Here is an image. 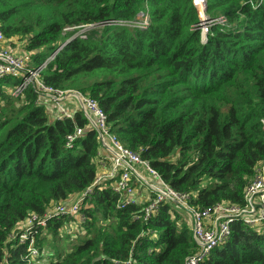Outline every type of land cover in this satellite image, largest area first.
<instances>
[{"label":"trees","instance_id":"16d2710c","mask_svg":"<svg viewBox=\"0 0 264 264\" xmlns=\"http://www.w3.org/2000/svg\"><path fill=\"white\" fill-rule=\"evenodd\" d=\"M205 15L224 21L201 36L194 0H0V29L11 47L36 52L31 65L65 43L42 71L46 84L96 99L127 147L178 192L194 193L192 205L211 209L243 204L264 161V0H206ZM17 83L0 79V264H186L197 246L179 212L173 218L165 204L144 222L141 206L118 207L111 188L81 208L83 233L70 251L42 246L76 214L20 238L29 214L42 219L94 182L99 142L81 111L52 121L32 89L10 93ZM77 126L84 135L68 147ZM202 264H264V226L234 223Z\"/></svg>","mask_w":264,"mask_h":264},{"label":"built area","instance_id":"2783aa9c","mask_svg":"<svg viewBox=\"0 0 264 264\" xmlns=\"http://www.w3.org/2000/svg\"><path fill=\"white\" fill-rule=\"evenodd\" d=\"M194 2L198 10L202 11L200 15L202 21L199 23L202 33L206 34L208 25L224 21L222 18L206 17V0ZM147 21L148 18L144 17L137 23L143 25ZM106 24L133 26L120 20H109ZM85 31L86 28H82L78 33L83 35ZM64 45L65 43L51 53L41 65H31V57L35 56L36 52L17 53L0 29V79L18 80V83L10 88V93L14 97H19L26 90L32 89L38 96L37 104L48 109L52 120L73 119L75 113L81 111L88 120L87 128L97 131L99 142L94 182L81 194L76 203H62L55 208L54 213H48L42 219L35 213L29 214L30 216L22 222L28 221L26 227L20 228L21 224L19 225L21 239H28V235L35 227H46L54 216L79 214L97 188H111L117 195V206L120 208L130 205L141 206V218L144 222L153 217L165 204L173 207L170 210L173 218L176 216L175 210L186 212L192 220L191 234L197 246V250L186 258V264H202L207 260L213 250L229 238L232 226L236 222L248 227L264 226V161L255 167L253 178L244 189L243 204L223 201L211 209L192 205L190 200L195 197L194 193L178 192L162 178L148 160L142 157L141 149L133 150L120 140L96 99L78 90L58 89L45 83L42 71L55 59ZM69 103L72 104L68 106ZM83 135L84 129L77 126L75 131L66 137V146L72 147ZM141 194L143 197H140ZM33 246L31 239L29 249L32 260L38 255L37 249Z\"/></svg>","mask_w":264,"mask_h":264},{"label":"rangeland","instance_id":"374dc122","mask_svg":"<svg viewBox=\"0 0 264 264\" xmlns=\"http://www.w3.org/2000/svg\"><path fill=\"white\" fill-rule=\"evenodd\" d=\"M199 12H200V15H201L202 11L200 9H199ZM201 34H202L201 36H204L205 35L204 33H201ZM16 45L18 47L14 48V51H16L17 53H19L17 49L19 48V50L22 51L21 50V47H20L19 43H17ZM263 61H264V56H263ZM46 112H47V114H48V116L50 118V113H49V111H48L47 108H46ZM81 194L82 193H79V194H75L73 196H70L67 199V202L66 203H69V204L76 203L77 200L79 199V197L81 196ZM140 197H143V194H141ZM88 202L89 201H87V203L85 205H88ZM56 207L57 206L54 205L51 208V210H50L49 213H54ZM177 220L178 221H185L186 224L189 226V228L191 230V228H192V220H191V218H189V216L187 215L186 212H179L178 213ZM27 222L21 223L20 228H25ZM99 222L109 223L107 220H103L102 221V216L101 215H99ZM84 223H85V219L83 217L82 211H80L79 214H77L76 219L68 224L69 225V229H70L69 231L64 230L61 233H59V236H56V237H52V236L49 235L50 234L49 232L48 233L46 232L47 235H49V239L48 240L45 239V242H44L45 244H43V246H42L43 247L42 251L44 253H50V251H52V248L55 247V246H58L59 247L58 249H61V251H63V252L70 251L72 249V247L76 244L77 240H78V237H77L78 233H83V231H80L79 228H81V226H84ZM40 228L46 230L48 228V224H47L46 227L41 226ZM33 247L36 249L35 246H33ZM37 251L38 250H36V253H37ZM38 254H39V252H38ZM44 256H46V254ZM39 261H40V259H39ZM45 262L46 261L43 260V263H45Z\"/></svg>","mask_w":264,"mask_h":264},{"label":"crops","instance_id":"0c3cea01","mask_svg":"<svg viewBox=\"0 0 264 264\" xmlns=\"http://www.w3.org/2000/svg\"><path fill=\"white\" fill-rule=\"evenodd\" d=\"M18 50V52H20V53H23L24 51H20L19 49H17ZM72 103H69V105L68 106H70Z\"/></svg>","mask_w":264,"mask_h":264}]
</instances>
